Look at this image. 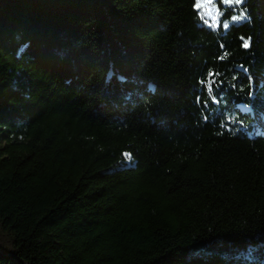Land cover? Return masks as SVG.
<instances>
[{
	"label": "trees",
	"instance_id": "16d2710c",
	"mask_svg": "<svg viewBox=\"0 0 264 264\" xmlns=\"http://www.w3.org/2000/svg\"><path fill=\"white\" fill-rule=\"evenodd\" d=\"M195 3L0 0V264H264V0Z\"/></svg>",
	"mask_w": 264,
	"mask_h": 264
},
{
	"label": "snow or ice",
	"instance_id": "6c2138e0",
	"mask_svg": "<svg viewBox=\"0 0 264 264\" xmlns=\"http://www.w3.org/2000/svg\"><path fill=\"white\" fill-rule=\"evenodd\" d=\"M206 2L208 4H211L212 0H206ZM222 3L227 4V5H232V4L240 5V4L243 3V0H222ZM194 7L196 9H200L202 7L201 0H196V3L194 5ZM205 14H207V13H201V18H203V16ZM212 19H213L214 23L211 26L215 27L216 26V24H215L216 17H213ZM232 19L233 20H240V19H244V16L242 14L241 16H234V17H232ZM205 23H207V21H205ZM224 27L225 28L228 27L227 22L224 23ZM250 39L251 38H249L248 40H244L243 45H242L244 48H249L250 47ZM209 75H211V73ZM124 156H125L126 159H131V154L130 153H124Z\"/></svg>",
	"mask_w": 264,
	"mask_h": 264
},
{
	"label": "rangeland",
	"instance_id": "374dc122",
	"mask_svg": "<svg viewBox=\"0 0 264 264\" xmlns=\"http://www.w3.org/2000/svg\"><path fill=\"white\" fill-rule=\"evenodd\" d=\"M213 1L214 0H212L211 4H208L206 2V0H201V4H202L201 9H202L203 13H207V14H205V16L208 17V18L215 17V13L217 12Z\"/></svg>",
	"mask_w": 264,
	"mask_h": 264
}]
</instances>
